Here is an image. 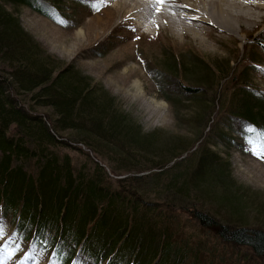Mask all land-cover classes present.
<instances>
[{"label":"trees","instance_id":"1","mask_svg":"<svg viewBox=\"0 0 264 264\" xmlns=\"http://www.w3.org/2000/svg\"><path fill=\"white\" fill-rule=\"evenodd\" d=\"M33 2L0 0V218L22 241L54 250L53 264L226 263L222 261L226 254L219 257L204 249L224 253L232 249L226 256L230 264H239L241 258L245 264H264V231L228 227L202 210L186 208L188 223L195 229L197 223L208 237L207 248L196 243L195 234H185L184 240L179 236V212L166 215L168 207L143 206L147 180L153 195L179 192L196 198V190H202L201 197L208 189L220 198L227 189L222 166L215 173L206 162L196 177V160H190L196 151L189 160L171 166L188 152V147L179 145L181 137L166 141L160 131L142 133L89 78L71 68L60 70L41 56L18 18L5 9L6 5L32 7ZM182 88V94L193 101L197 98L196 88ZM247 94L233 110L221 105V120L228 121L232 132L245 134L251 129L262 134L264 102ZM37 109L47 112L38 114ZM65 132L123 175L115 182L120 190L113 189L101 166L87 175L85 161L76 168L67 153H57L65 141L56 136ZM199 154L202 157L204 152ZM185 163V172L172 175ZM132 185H138L133 191L136 197L141 191L140 202L126 193Z\"/></svg>","mask_w":264,"mask_h":264},{"label":"rangeland","instance_id":"2","mask_svg":"<svg viewBox=\"0 0 264 264\" xmlns=\"http://www.w3.org/2000/svg\"><path fill=\"white\" fill-rule=\"evenodd\" d=\"M33 1L32 7L6 5L5 9L18 18L41 56L48 57L60 70L71 68L89 78L92 86H98L115 100L116 110L140 127L142 133L160 131L165 140L181 137L179 145L188 147V152L171 166L189 160L196 151L190 159L196 160V177L209 161L214 172L222 166L219 170L226 177V195H219L220 198L208 189L201 197L198 195L202 190H196V198L179 192L153 195L150 180L143 186V200L141 191L139 197L133 192L138 185L130 186L127 194L131 192L142 204L168 207L166 215L179 212V236L184 240L185 234H195L196 243L206 244L207 248L210 242L204 231L197 228V223L196 229L188 223L191 219L185 212L189 207L202 210L228 227L264 231V159L252 152L254 148H264V131L232 132L226 126L228 121L221 120L224 113L219 110L221 105L233 110L245 100L247 92L264 102L263 27L252 29L244 37L240 33L237 37L217 38L218 34L212 32L210 37L195 40L161 29L152 34L143 32L126 21L121 11H108L111 3L104 0ZM79 30L83 32L80 38L75 35ZM182 86L196 88L197 98L193 101L182 94ZM162 94L172 102L165 101ZM45 112L46 109H37L38 114ZM69 135L71 132L56 136L65 141L57 153H67L76 168L85 161L87 175L93 174L95 166H101L113 189L120 190L115 182L123 175ZM200 151L204 152L202 157ZM186 165H180L172 175L185 172ZM226 199L231 203L223 204ZM45 247L43 244L36 248L31 242L22 241L0 218V264H53L50 257L54 250ZM209 250L219 257L226 254L223 264L233 263L226 258L232 249L225 253L204 249V253ZM238 261L245 264L242 258Z\"/></svg>","mask_w":264,"mask_h":264},{"label":"bare ground","instance_id":"3","mask_svg":"<svg viewBox=\"0 0 264 264\" xmlns=\"http://www.w3.org/2000/svg\"><path fill=\"white\" fill-rule=\"evenodd\" d=\"M104 1L111 3L108 11H121L126 21L151 34L161 29L203 40L212 32L218 34L217 38L240 33L244 37L254 28H264V0H165L163 4L157 0ZM75 35L80 38L83 32L76 31Z\"/></svg>","mask_w":264,"mask_h":264},{"label":"snow or ice","instance_id":"4","mask_svg":"<svg viewBox=\"0 0 264 264\" xmlns=\"http://www.w3.org/2000/svg\"><path fill=\"white\" fill-rule=\"evenodd\" d=\"M158 3L163 4L165 2V0H157ZM252 152L254 155H257L258 158H262L264 159V148L257 150V149H252Z\"/></svg>","mask_w":264,"mask_h":264}]
</instances>
